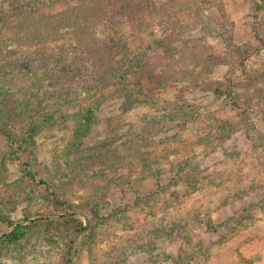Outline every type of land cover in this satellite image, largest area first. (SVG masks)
Listing matches in <instances>:
<instances>
[{"label": "rangeland", "instance_id": "obj_1", "mask_svg": "<svg viewBox=\"0 0 264 264\" xmlns=\"http://www.w3.org/2000/svg\"><path fill=\"white\" fill-rule=\"evenodd\" d=\"M138 2L141 10L161 6L183 22L172 40L199 56L190 65L194 74L186 80L165 76L169 66L176 70L175 61L154 45L147 65L128 77L148 100L134 98L131 88L123 95L109 83L99 85L106 97L75 149H69L71 131L62 126L38 132L31 156L20 160H10L0 138V211L13 221L46 211V191L30 190L22 180L26 162L66 201L80 205L94 198L102 215L116 211L90 224L93 231L76 246L75 264H264V0ZM145 32L132 38L135 32L124 28L113 36L115 59L122 47L145 52L142 42H161L153 26ZM16 52L11 45L1 49L0 64L21 59ZM229 78L238 108L215 91L226 89ZM80 102L74 95L62 106L69 113ZM145 115L158 130L147 128L143 138L138 134ZM22 125L17 119L10 127ZM107 150L112 153L103 162L86 167L93 152ZM210 180L211 186L193 192ZM84 212L75 214L88 223ZM8 230L0 222L1 233ZM62 248L58 241H23L1 249L0 264H62Z\"/></svg>", "mask_w": 264, "mask_h": 264}, {"label": "trees", "instance_id": "obj_2", "mask_svg": "<svg viewBox=\"0 0 264 264\" xmlns=\"http://www.w3.org/2000/svg\"><path fill=\"white\" fill-rule=\"evenodd\" d=\"M127 1L130 0H0V50L11 45L18 50L15 55H23L14 63H7L11 67L8 72L5 69L3 73L1 68L7 66L0 64V138L6 145L10 160H20L25 154L31 156L35 135L54 126L71 131L73 142L69 149L71 146L75 149L77 140L97 120L98 106L101 99L106 97L99 87L103 83L115 86L123 95L131 88L138 95H134V98L143 96L142 100H148L147 94L137 89L134 83L131 84L128 77L132 78V72L147 65L146 57L155 50L154 45H161L175 61L176 70L173 72L169 66L165 76L168 74L177 80H186L194 74L190 65L192 60L199 61V56L185 42L174 41L175 38L172 40L175 31L183 29V22L172 17L175 13L161 11V6L148 13V9L141 10L140 0H131L132 5ZM47 9L51 11L45 12ZM149 25L160 32L161 42H142L145 52L136 49V52L130 53L129 46L122 47L121 58L115 59L111 38L124 28L132 29L135 35L131 36L136 38L147 34L145 28ZM99 33L104 36L102 39L98 38ZM176 45L179 47L176 48ZM10 89L14 91L8 92ZM215 91L227 94L231 105L239 107L232 79H228L226 89L217 87ZM139 94L142 96L139 97ZM74 95L81 102L67 113L65 105ZM149 100L152 102L151 98ZM158 104L161 105L160 100L154 103L155 106ZM17 119L22 120L23 125L14 130L10 124ZM156 126L153 118L145 115L141 134L138 135L145 138L149 134L147 128L157 131ZM109 153L112 151L93 152L85 160L86 167L103 162ZM21 164L23 182L30 190L42 187L46 191L48 205L43 214L33 216L27 213L17 221L10 220L0 211V222L9 228L5 233L0 231V250L31 239L58 241L63 246L62 264H75L78 255L76 246L80 239L83 242L93 231L90 224L103 223L116 211L102 215L94 198L85 204L74 205L52 190L48 181L38 178L28 163ZM106 170L115 173V168L107 167ZM144 174L147 173L144 171ZM154 174L157 177V173ZM115 176V180L122 181V175L115 173ZM212 184L210 180L206 185L194 188L193 192ZM163 189L161 187V191ZM84 209L87 211L84 212ZM75 212L87 214L88 223Z\"/></svg>", "mask_w": 264, "mask_h": 264}]
</instances>
